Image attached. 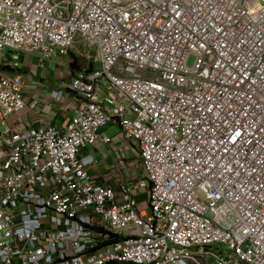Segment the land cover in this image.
<instances>
[{
    "label": "built area",
    "instance_id": "obj_1",
    "mask_svg": "<svg viewBox=\"0 0 264 264\" xmlns=\"http://www.w3.org/2000/svg\"><path fill=\"white\" fill-rule=\"evenodd\" d=\"M19 55L78 61L65 132L11 126ZM0 264H264V0H0Z\"/></svg>",
    "mask_w": 264,
    "mask_h": 264
},
{
    "label": "crops",
    "instance_id": "obj_2",
    "mask_svg": "<svg viewBox=\"0 0 264 264\" xmlns=\"http://www.w3.org/2000/svg\"><path fill=\"white\" fill-rule=\"evenodd\" d=\"M70 61L69 57H57L47 62L44 68H38L34 55L28 58L19 55L21 67L18 71L26 80L27 99L30 102L36 100L38 103L34 108L28 107L24 112L16 114L11 120L12 127L19 132L36 130L43 125L56 127L63 132L67 130L78 99L67 91L61 100H57L54 94L65 90L66 84L73 78ZM105 127L101 131L111 139V142L108 144L96 142L83 149L82 153L93 158L89 173L95 181L113 186L116 183V159L124 155L128 148L119 131L117 134L114 131L112 136H108L104 131Z\"/></svg>",
    "mask_w": 264,
    "mask_h": 264
},
{
    "label": "rangeland",
    "instance_id": "obj_3",
    "mask_svg": "<svg viewBox=\"0 0 264 264\" xmlns=\"http://www.w3.org/2000/svg\"><path fill=\"white\" fill-rule=\"evenodd\" d=\"M77 48H80V46H77ZM89 50V49H88ZM5 54H8V56H7V62L8 63H11L12 61H13V58H12V54H9L8 53V51H5ZM91 56L93 57L94 55H95V52L94 51H92L91 53ZM17 59H18V61H19V56H17ZM81 63H83V60H81ZM193 63V57H190L189 59H188V62H187V64L188 65H191ZM93 68L94 69H99V65L97 64V63H95L94 65H93ZM112 127V128H111ZM113 129V130H112ZM104 131H106V133H107V135L108 136H112V134L114 133V131H116V134L118 133V131H119V127L116 125V126H111V125H108V126H106L105 128H104ZM138 168H139V166H138V162L137 161H135L134 162V166H133V169L134 170H136V172H137V170H138ZM141 193H142V191H141ZM137 201H138V204H139V206H141V207H143V208H148V205H147V203H146V201H147V199H146V195L144 194H141L139 197H137Z\"/></svg>",
    "mask_w": 264,
    "mask_h": 264
},
{
    "label": "trees",
    "instance_id": "obj_4",
    "mask_svg": "<svg viewBox=\"0 0 264 264\" xmlns=\"http://www.w3.org/2000/svg\"><path fill=\"white\" fill-rule=\"evenodd\" d=\"M79 68V64L78 61L76 60V58L72 57V61L70 63V71L72 74H74L75 71H77Z\"/></svg>",
    "mask_w": 264,
    "mask_h": 264
}]
</instances>
